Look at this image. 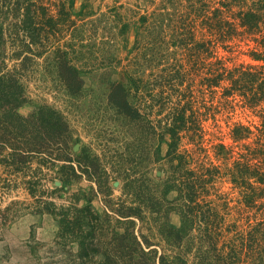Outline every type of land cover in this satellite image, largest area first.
I'll use <instances>...</instances> for the list:
<instances>
[{
    "label": "trees",
    "instance_id": "1",
    "mask_svg": "<svg viewBox=\"0 0 264 264\" xmlns=\"http://www.w3.org/2000/svg\"><path fill=\"white\" fill-rule=\"evenodd\" d=\"M49 1L0 0V165L25 179L34 211L58 220L55 244L62 249L55 255L68 254L72 264H264V0H160L150 13L127 9L128 18L121 6L96 21L89 19L93 0H83L77 14L67 0ZM131 26L136 54L124 60L117 38ZM242 44L250 62L228 64L218 53ZM42 59L40 80L54 81L67 103L69 96L82 100L85 76L101 71L108 107L140 142L125 160L134 169L135 155L142 160L140 178L120 159L113 163L124 183L120 196L89 149L74 154L80 139L63 111L27 93V76L39 74L34 66ZM201 94L210 100L199 101ZM234 104L255 112L261 124L256 130L235 124L232 136L245 152L223 170L195 154L206 151L205 123ZM163 142L168 149L160 156ZM216 147L219 155L233 151ZM34 159L39 167L33 169ZM61 162L71 172L65 176L63 167L54 179L61 187L50 194L43 168ZM79 176L94 184L88 204L79 206V197L57 204L63 185ZM223 178L260 219L244 229L224 227L225 217L208 199ZM174 213L178 227L170 220ZM6 222L0 211V224Z\"/></svg>",
    "mask_w": 264,
    "mask_h": 264
},
{
    "label": "rangeland",
    "instance_id": "2",
    "mask_svg": "<svg viewBox=\"0 0 264 264\" xmlns=\"http://www.w3.org/2000/svg\"><path fill=\"white\" fill-rule=\"evenodd\" d=\"M55 1L59 2L61 0ZM159 1L154 0V3L151 4L137 0H93L90 1L89 8L93 15L89 19L96 21L103 14H108L113 8L120 11L121 6H124L121 14L128 18L130 17L129 14L131 15L130 10L150 13L157 8ZM66 2L68 6L74 4L72 9L74 14L81 11L83 0H67ZM44 3L49 4L50 1L44 0ZM115 33H118L117 29ZM69 38L70 35L65 41H68ZM117 39L118 43H121L120 57L124 60L127 57L132 58L136 54V52L130 53L136 41V30L133 26H131L125 37L119 36ZM229 51L222 47L218 49L219 55L228 64L251 61L245 44H242L241 48L238 47ZM8 54L11 55L10 50ZM43 62L42 59L34 66L39 70V74H35L34 77L26 75L28 77V82H25L27 93H30L34 98L39 97L47 104L54 105L63 111L73 130L74 137L80 139V142L73 148L74 154L78 156L82 148L89 149L98 158L99 168H107L110 186L114 188L115 196H120L124 183L122 179H117L116 174H114L113 163L120 159L126 171L130 170L131 172L132 170L134 173L131 172V175L140 178L143 175L141 173V170H143L141 168L142 160L135 155V159L138 160L135 162L136 169L132 168V163L127 164L125 161L132 158V151H139L138 143L140 142L137 143L136 138L125 134V130L122 129L126 123L125 120L117 117L116 113L108 107L106 90L102 85L106 80L100 78L101 71L94 72L91 77L89 75L85 76L86 94L82 100L79 98L75 100L69 96L67 103L64 102L65 97L62 93L54 88V85H56L54 81L48 79L43 82L44 80H40V74L47 66ZM13 63L12 61L9 62V65L11 66ZM204 96L201 94L199 101L210 100L209 94L205 98ZM219 97L220 94L216 96L215 100H220ZM236 123H243L256 130V126L260 125L261 121L255 112L241 107L240 104H234L233 109H223L216 115L215 119L211 118L205 123L208 130L207 142L205 143L206 151L196 153L195 156L209 164L219 165L223 170L232 167L240 154L245 152L244 142H236L232 136V129ZM125 129L127 128L125 127ZM128 132L133 136L136 134L129 131V129ZM218 144H225L233 151L228 156L225 154L219 155V150L216 147ZM167 149V142H163L160 146V156H163ZM37 160L39 159L33 160V169L39 167ZM76 165L79 166L77 163ZM67 166L68 163L66 162L56 163L55 165L47 163L44 166V183L49 188L50 194L56 187H61V183L54 179L59 177V172ZM63 172L66 176L71 171L67 167ZM96 173V176L104 178L99 171H96ZM155 173L156 176L162 175L160 170L155 171ZM215 185V189L211 191V196L208 199L213 201L214 206L225 217L224 227L235 223L239 229H244L248 223H254L262 217L261 214H256L254 210H249L240 203L238 191L232 187L226 178L219 180ZM92 186L94 184H91L83 176L72 178L71 181L63 185V190L60 192L63 199H57L56 202L68 206L72 203L73 198L79 197L81 199L79 206L88 204L87 198L91 197L90 187ZM174 196V192L169 195L170 198ZM34 204V198L31 196L22 175L16 173L11 175L5 167L0 165V211L4 213L7 221L4 225L0 224V264H72L68 254L55 255L57 252H61L62 249V247L58 248L55 244L59 232L58 220L49 213L34 211ZM93 206L98 212H103L99 199L95 198L93 200ZM7 207H9V210H6ZM170 220L174 226L178 227L181 224L180 216L176 213L171 215ZM58 260L60 263H58Z\"/></svg>",
    "mask_w": 264,
    "mask_h": 264
}]
</instances>
